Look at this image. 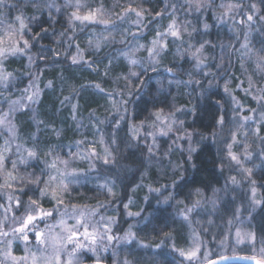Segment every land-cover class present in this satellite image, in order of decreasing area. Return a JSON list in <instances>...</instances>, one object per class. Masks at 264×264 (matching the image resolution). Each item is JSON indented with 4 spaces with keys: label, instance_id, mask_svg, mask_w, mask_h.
<instances>
[{
    "label": "rangeland",
    "instance_id": "obj_1",
    "mask_svg": "<svg viewBox=\"0 0 264 264\" xmlns=\"http://www.w3.org/2000/svg\"><path fill=\"white\" fill-rule=\"evenodd\" d=\"M145 1L152 7L157 3L155 0ZM165 1L168 5L165 8L166 16L164 23L158 25L156 34L146 32L142 25V16L137 17L135 12H124L111 23L110 14H101L100 8H93L97 7V0H6V4L0 6V36H4L5 40H7L5 33L9 26L19 30V22L16 17H21L25 24V28L22 30L23 39L20 40L22 52L0 55V119H4L7 114L4 124L0 125V155L4 157V170L0 171V231L9 233L8 236H0V264H14L13 260L5 255L9 251L12 256L18 258L15 264H31L30 258L27 261L19 258L30 257V253L39 255L44 250L45 245H41L36 239V231L44 232L45 238L55 234L66 235L58 224L61 213L66 209L69 213L73 211L72 205L76 206L77 211H84L86 214L94 212L95 214L90 218L91 224H96L101 233L110 227L111 232L108 235L113 236L111 241H108L106 237L98 240L95 252L89 251L88 247L81 249L78 252L80 264L97 263V261L106 264V259H110V263L107 264H125V262L127 264H205L211 259L223 256L264 259V253L261 252V249H264V231L262 229V232L260 229L263 220L253 219L256 213L264 207V198L260 195L259 186L261 182L259 175L264 173V101L258 102V97L264 95V60H261V56L264 55V18H262L264 17V2L262 0H205L204 5L197 10L188 0ZM77 3L81 5L79 10L76 7ZM212 3L214 5H210ZM229 3L238 4L241 7L222 15L225 9L221 6ZM252 4L256 5L255 10L250 7ZM40 8L47 12L63 9L69 12L70 10L72 23L85 30L83 46L88 45L95 50L102 43L118 44L119 52L114 53L112 61L114 59L115 61L123 60L130 73H135L138 70L142 73H154L159 69L161 55L167 51V47L154 59L149 56L148 49L152 48L153 40L159 39L158 33L166 32L169 24L173 21L176 22L177 27L180 28L182 39H176L170 35L165 39L167 46L170 44L172 47L174 46L172 51L178 61L181 60V57H187L186 76L189 73L190 78L187 85L184 83L186 79L181 82L176 75L179 68L175 72H171L169 78L165 79L160 88L168 97L166 105L164 103L161 109L164 122L157 120L154 115L149 119L150 128L138 125L132 132L131 138H129L132 145L130 144L128 149L138 146L145 152L144 157H155L160 141L171 136L175 137L177 129H180L181 123L177 111L179 108L169 105L171 104L170 96H175L176 92H179L180 95L188 94L187 89L189 88L185 87L190 85H202L200 89L205 90L208 95H214L213 91L215 90L221 92L225 106L221 105V116L216 131L212 136L210 135L211 137L205 138H208L209 143L214 144L220 153L219 170H222L223 174L220 181L221 189L212 187L206 196L197 190L191 195L192 201L189 202L188 209L196 211L198 217L189 218L191 213L186 210L185 215L188 219L185 220L183 216L187 225L186 243L181 249L169 247L160 254L158 251L161 248L158 247L159 244L157 245L156 240L144 239L142 240L146 243L144 244L131 231L130 226L137 214L127 213L118 222L114 210L106 209L103 206L105 204L103 201H100L101 206L86 201L84 194L81 199L75 198L74 193H85L88 190L94 191L95 194L110 195L107 189L111 188L112 193L114 192L113 182L104 173L107 167L114 164V156L112 148L104 142L101 136L102 127L105 125L103 119L89 123L88 129L91 133L89 137L82 136L74 142L73 146L63 149V153L58 151V154H52L51 151L44 155L40 154L33 142L34 138L31 136L30 139L18 131L15 122L16 114L27 110L29 116L33 118V111L29 110L34 108L41 92L38 77L32 71V66L36 61L30 48L32 39L30 27H28L31 17L41 11ZM90 10L96 11L99 19L108 20L109 23L104 25L87 21L81 22L73 17V12L82 16ZM249 15L253 16L252 21H248ZM197 19L200 21L199 28L195 25ZM205 25L208 27L205 28ZM209 27L217 33V42L195 43L192 40L198 29L202 32L206 29L209 30ZM124 32L127 34L125 35ZM23 40H28L27 48H23ZM245 43L248 45L247 49L242 47ZM201 44L204 45V62L197 65L191 52L195 48H199ZM2 47L7 48L8 44L6 43ZM74 56L78 61H81L80 57H83V51H78ZM20 57L24 58L23 68L21 71L18 70L20 72L14 73L6 69L4 66L6 60ZM130 59H135L137 63H130ZM228 59L234 60L232 69L226 68L228 66L220 69L222 61ZM210 63H215L217 71L214 81L213 78H209ZM183 73L185 71L182 72V75ZM182 91L185 92L181 93ZM130 96L131 94H127L124 97L128 99ZM114 104L117 103H112V107ZM120 109L121 107H119V122L123 117ZM115 111L114 107L112 113L115 114ZM245 116L251 117V119L244 121ZM113 117L115 116L113 115ZM221 118H223V124L219 123ZM169 123L172 124V131L161 135L165 124ZM241 125L243 126L241 127ZM8 128L14 130L13 135H9ZM233 134L238 140V143L233 145V151L240 156V165L230 161L227 156V144L232 143ZM176 140L178 149L184 148L187 151L186 149H190L192 146L189 137ZM106 149L110 153L107 155L108 164H105L102 159L106 155ZM28 150L35 151L36 156L28 157ZM93 152L98 155H93ZM63 160L69 162L67 169L61 162ZM40 161L43 164L39 165ZM53 161L61 171L69 173L67 177L70 182L68 190L66 193L60 194L63 204H58L50 194H43V190L51 184L48 176H59L56 170L48 167ZM13 163L16 165L15 168H13ZM147 166L149 167V165ZM245 168L251 169V175L244 171ZM8 173L12 175L9 176ZM119 175L124 176L123 181L132 179L129 185L131 194L137 188H143V194L153 195L155 198L160 191L164 190L163 186L160 187L157 184L152 186L159 191H153L154 188L148 183L150 181L144 182L141 174L134 176L133 168L120 171ZM36 177H39L40 183H28L29 180ZM232 177H236V183L232 182ZM7 185H11V187ZM253 189H255V196H253ZM132 196L134 195L132 194ZM132 196L125 203L129 210L130 208L136 209ZM32 199L37 200L39 205L45 211H50L52 215L37 219L34 226L29 227L28 242L26 243L20 238L19 233L13 232V229L19 226L18 221L24 217ZM16 200L20 201L19 207L16 205ZM197 200L200 201L199 204L195 203ZM254 200H260L261 203H254ZM178 206L182 207L183 204H178ZM64 219L69 226L75 222L68 216H64ZM101 224L103 227L100 226ZM49 225L52 226L51 232L46 231ZM129 232L133 235L129 236ZM237 232L240 233L239 236H237ZM79 239L81 243L88 245V241L82 235ZM9 241H11L10 247ZM151 242L153 246L149 244ZM71 247L72 245H69V249ZM197 247L199 251L192 260L186 259L180 254L181 251L188 253ZM47 251L50 253L51 248L49 247Z\"/></svg>",
    "mask_w": 264,
    "mask_h": 264
},
{
    "label": "trees",
    "instance_id": "obj_2",
    "mask_svg": "<svg viewBox=\"0 0 264 264\" xmlns=\"http://www.w3.org/2000/svg\"><path fill=\"white\" fill-rule=\"evenodd\" d=\"M155 2L157 3L152 7L145 0H97V7L93 8H100L101 14H110L113 19L111 23L125 12V8H135L141 12L146 32L156 34L158 25L164 23L165 8L168 5L165 0ZM39 10L41 11L31 17L28 27L32 39L30 48L36 61L32 71L38 77L41 92L34 108L29 110L33 111V118L27 110L16 114L18 131L30 139L31 136L34 138L33 142L40 154L44 155L49 151L58 154V151L63 153V149L73 146L82 136L89 137V123L103 119L105 125L101 136L112 148L114 156V164L107 167L104 173L113 182L114 192L105 195L88 190L85 193H74L75 198L81 199L84 194L89 203L101 205L100 201H103L106 209L114 210L118 222L127 213L137 214L130 226L131 231L142 243L144 239L156 240L161 248L158 251L160 254L169 247L181 249L186 243L187 235L183 216L192 201L191 195L196 190L206 196L212 187L221 189L223 174L219 170L220 153L208 140L217 129L221 105L225 106L221 92L215 90L214 95H208L205 90L200 89L202 85H190L185 87L189 88L188 94L180 95L176 92L175 96H170L169 105L179 108L180 129H177L175 137L160 141L155 157H144L145 152L138 146L128 149L132 145L129 138L138 125L150 128L149 119L166 105L168 97L160 88L171 72L179 68L176 74L178 79L181 82L186 79L184 83L188 85L190 75L188 73L186 76L187 57H181L178 61L172 51L174 46L170 44L161 55L156 72L142 73L138 70L133 76L123 60L112 61L114 53L119 52L118 44L102 43L95 50L88 45L83 46L85 30L72 23L70 10ZM199 24L197 19L196 27ZM192 40L195 43L218 41L217 33L211 28L202 32L198 29ZM78 51H83V59L73 63L72 58ZM221 64L220 69L228 66L226 68L231 70L234 60H223ZM23 65L22 57L4 62L6 69L14 73L20 72ZM208 71L209 78L214 81L217 77L215 63H210ZM127 94H131L128 99L124 97ZM111 102L117 104L112 107ZM114 107L115 114L112 113ZM119 107L120 113H123L120 122ZM185 137L191 139L192 145L187 151L176 147V139ZM206 137L208 138L205 139ZM38 164L43 163L40 161ZM132 168L135 177L141 174L144 182L150 181L148 183L151 186L159 184L164 190L153 198V195L143 194V188H137L132 196L129 189L132 179L123 181L124 176L119 175L120 171ZM259 180L260 195L264 198V173L259 175ZM130 196L136 206L134 210L125 206ZM178 204L183 206L179 207ZM190 213L189 218L198 217L196 211L192 210ZM253 219L263 220L260 229L264 231V207ZM149 244L153 246L152 242ZM106 261L110 263V259Z\"/></svg>",
    "mask_w": 264,
    "mask_h": 264
},
{
    "label": "snow or ice",
    "instance_id": "obj_3",
    "mask_svg": "<svg viewBox=\"0 0 264 264\" xmlns=\"http://www.w3.org/2000/svg\"><path fill=\"white\" fill-rule=\"evenodd\" d=\"M190 4L197 10H199L203 5L205 0H188ZM264 2V0H262ZM6 4V0H0V6H4ZM77 9L81 7L79 3L76 5ZM225 9V12L222 13V15H226L228 13H231L235 8L241 7V5L238 4H232L229 3L227 5H222ZM253 10L256 9V5L252 4L250 6ZM124 11L127 12H135L137 17L141 16L140 11H136L135 8L128 7L125 8ZM73 17L76 20H80L81 22L87 21L90 23H101L104 25H107L109 23L108 20L105 19H99L97 16L96 11L90 10L87 14L85 15H78L77 12H73ZM264 18V17H262ZM17 21L19 22V30L13 29L11 26H9L8 31L5 33L7 36V40H5L4 36H0V55H4L6 53H11L15 54L18 52H22V47L20 45V40L23 39V29L25 28L24 21L22 20L21 17H16ZM248 21L253 20V16L249 15L247 17ZM205 28L208 26L205 25ZM184 31H187V29H184ZM171 36L176 39H182V34L180 31V28L177 27L176 22L173 21L172 23L169 24L168 29L166 32H160L158 33L159 39L153 40V46L152 48L148 49L149 56L152 57L153 59L157 56L160 55L161 51L167 47V41L166 37ZM191 35V33H189ZM19 37V39H17ZM8 44L7 48L2 47L5 44ZM29 46L28 40H23V48H27ZM98 46V45H97ZM191 47V45H189ZM245 49L248 48L247 43L242 45ZM203 48L204 45L201 44L199 48H195L192 52L191 55L193 59L197 62V65H200L204 62L203 58ZM73 63L79 62L77 57H73ZM80 59H83V57H80ZM261 60H264V55L261 56ZM130 63L136 64L137 61L135 59H130ZM171 71V70H170ZM133 76L136 75V73H132ZM97 87H99L97 85ZM227 91V87L225 89ZM103 91V89H101ZM264 101V95H261L258 97V102ZM162 111L157 112L154 115L156 116L157 120H160L162 123L163 117H162ZM179 111V109H177ZM172 114L170 113V116ZM7 118V114H5L4 119H0V125L4 124L5 119ZM244 121L250 120L251 117L245 116ZM172 123H175V121H172ZM219 123L223 124V118L220 119ZM118 126V125H117ZM243 125H241L242 127ZM9 135L14 134V130L12 128L7 129ZM172 131V124H165V128L161 131V135H166L167 132ZM7 143V142H6ZM238 140L235 134L232 136V143L227 144V156L230 159V161L235 162L237 165L241 164V159L240 156L233 151V145L237 144ZM7 150V149H6ZM150 150V149H149ZM151 151V150H150ZM245 151H247L245 149ZM106 155L102 157L103 162L105 164L109 163V160L107 158V155H110L108 153V150H105ZM93 155H98V153L93 152ZM36 152L33 150H28V157H35ZM59 159V158H57ZM22 163L24 162L23 160L21 161ZM65 169H67L69 162L67 160L61 161ZM3 163H4V157L0 155V171H3ZM15 163H13V168H15ZM49 168L56 170L59 173V176H53L49 175L48 180L51 182L48 187H46L43 190V194H50L51 197L56 200L58 204H63V199L61 197V193H66L69 187L70 182L67 180V177L69 173L66 171H61L58 167L55 161H53L51 164L48 165ZM246 173L251 175V169H244ZM9 176H11V173H8ZM14 178V177H13ZM232 182L236 183V177H232ZM39 177H36L34 179H31L28 181V183H40ZM254 183V181H253ZM8 187H11V185H7ZM107 191L109 194H112V189L108 188ZM153 191H159V189H153ZM253 196H255V189H253ZM9 199L11 200L12 197L10 196ZM167 200H165V203ZM196 204H199L200 201L197 200L195 202ZM254 203H261L260 200H254ZM16 205L17 207L20 206V201L16 200ZM195 206V205H194ZM73 211L71 213L67 212V209L65 212L61 213V219L59 221L58 226L62 228V231L66 233V235H60V234H55L50 237L45 238L44 237V232L41 231H36V239L41 245H45V248L39 255L36 253H30L29 256L21 257L19 258L20 260L27 261L29 258L31 259V264H80V259L78 256V252L81 249H84L85 247H88L89 251L95 252L96 251V245L98 240H102L106 237L108 241H111L113 239L112 235H108L109 232H111V228L108 227L105 229V232L101 233L99 231V228L97 227L96 224H91L90 218L95 214L94 212H88L87 214L84 211H77L76 206L72 205L71 206ZM192 209H187V211H191ZM52 213L50 211H45L38 203L37 200L32 199L29 202L28 208L26 209L25 215L23 218H21L20 221H18L19 226L15 227L13 229V232L19 233L20 238L25 241L26 243L28 242V235L27 231L29 230L30 226H34V222L37 219H43L44 217H50ZM64 216H68L70 219H73L75 222L72 225H67ZM184 219L187 220L188 217L187 215L184 216ZM103 227V225H100ZM91 229V230H89ZM82 230V231H81ZM46 231L51 232L52 231V226H47ZM9 233L5 231H0V236H8ZM83 236V238L88 241V245L81 243L79 237ZM129 236L133 235L131 232L128 233ZM170 235V234H166ZM240 233L237 232V236H239ZM9 247L11 246V241L8 242ZM69 245H72V247L69 249ZM147 247V245H144ZM51 248V252L49 253L47 251L48 248ZM199 251V248H195L194 250L189 251L188 253H185L183 251L180 252L181 256H184L186 259L192 260L197 256V252ZM261 252L264 253V249H261ZM5 255L7 257H10L14 264L15 261H17L18 258L15 256H12L11 252H6ZM255 264H264V259H255ZM97 264L99 262L97 261ZM127 264V262H125Z\"/></svg>",
    "mask_w": 264,
    "mask_h": 264
},
{
    "label": "water",
    "instance_id": "obj_4",
    "mask_svg": "<svg viewBox=\"0 0 264 264\" xmlns=\"http://www.w3.org/2000/svg\"><path fill=\"white\" fill-rule=\"evenodd\" d=\"M85 264H97V263H85ZM99 264H105V263H99ZM205 264H255V260L249 257L247 258L240 256H223V257L211 259Z\"/></svg>",
    "mask_w": 264,
    "mask_h": 264
}]
</instances>
